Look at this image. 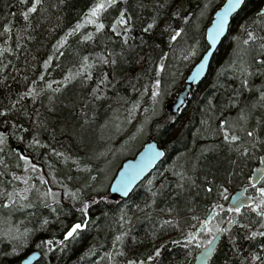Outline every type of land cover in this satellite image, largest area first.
I'll list each match as a JSON object with an SVG mask.
<instances>
[{"label":"trees","instance_id":"trees-1","mask_svg":"<svg viewBox=\"0 0 264 264\" xmlns=\"http://www.w3.org/2000/svg\"><path fill=\"white\" fill-rule=\"evenodd\" d=\"M32 2L0 0V132L8 137L0 147V264H22L35 250V264H193L217 234L202 228L217 204L206 227L233 217L239 224L222 232L210 264H261L264 237L249 235L264 231L260 218L251 207L230 212L228 198L243 187L258 195L249 177L264 153V0H247L234 16L206 78L176 115L166 104L209 48L206 30L225 0H117L98 17L99 30L85 22L98 0H42L25 19ZM121 11L132 25L127 37L124 26L111 27ZM249 32L256 39L245 45ZM245 65L251 75H241ZM221 121L241 140H225ZM151 136L166 151L163 162L126 200L113 201L119 167ZM18 142L33 159L28 168ZM7 193L15 198L6 205ZM84 220L78 236L58 243Z\"/></svg>","mask_w":264,"mask_h":264},{"label":"snow or ice","instance_id":"snow-or-ice-1","mask_svg":"<svg viewBox=\"0 0 264 264\" xmlns=\"http://www.w3.org/2000/svg\"><path fill=\"white\" fill-rule=\"evenodd\" d=\"M42 2V0H33V2L31 3V6L27 8V10L23 13L24 18L28 19V15L29 13L35 12L37 10V6ZM117 3V0H98V2L94 3L92 7H90L88 9L89 15L85 16V22L91 23V24H95L97 25V29H103L104 28V24L102 22H98V17L100 16V14L107 9L108 7L115 5ZM242 3V0H229V2L224 6V8L217 13V21L215 23V25L213 26V29L211 30L212 33V38L213 40L215 39V35H219V32L221 29H223L226 19H227V15L229 10L235 8L236 6H238L239 4ZM176 15H179V13H175ZM185 20H187V16L184 17ZM155 24V20L152 21L151 24H149L147 27L148 29H151L152 26ZM118 26H124L125 27V31L123 32V35L125 37H127V31L126 29L131 28L132 25L129 22V19L126 17V14L124 11H121L120 14L116 17L115 21L112 23L111 27L113 30H115ZM7 27V26H5ZM81 27L80 24H77L76 29H70L69 31H78L79 28ZM182 29L177 28L173 30V34L170 36V39L175 41L177 40L178 37L181 36L182 33ZM248 39L244 40L243 43L245 45H247L249 43V41H254L256 39V37L252 34V33H247ZM91 36H85L84 39H90ZM66 39L62 38V41ZM261 49L264 50V44L260 45ZM84 60L87 61L88 57H84ZM49 61H45V65L48 64ZM107 62V61H105ZM114 63V61H113ZM260 63L264 64V59H260ZM91 65H81V70L82 71H88V69H90ZM201 67H203V64H201ZM160 69L164 68V64H160L159 65ZM239 71L241 72V75L244 76L245 74L247 75H251V71H250V66L249 65H245L243 68H240ZM259 71V70H257ZM40 79H43V76L40 77ZM67 77L65 78V83L67 82ZM103 82V81H102ZM33 83H35V81H33ZM249 83L248 79H243V84L247 85ZM161 84V81L159 79H156L154 82V87L159 86ZM48 87H50L51 85H47ZM159 91V88L156 87V90L153 91V96L155 97L157 95V92ZM34 94V90L33 91H28L26 93V95L28 96H32ZM262 95H264V93H262ZM5 111H7V109H5ZM241 116H243V113H241ZM227 121H221V125L224 126L223 127V135H224V139L225 140H229V141H239L241 140V137L230 132L229 128L226 126L227 125ZM233 127H235V125H233ZM5 133H0V143L4 142V137H5ZM246 135L248 137H252L253 136V132L252 131H247ZM34 143H39V141H34ZM249 151V149L247 147L243 148V152L247 153ZM162 154V153H160ZM20 159H22L23 161H25V168H28L30 165V158L23 154L20 153ZM62 155V154H60ZM33 168H35V165H32ZM15 175V174H13ZM256 176L259 180H264V169H258ZM17 179H21V177H16ZM44 178L41 177V180H43ZM253 177H249V180H252ZM27 182V181H26ZM250 187L253 188L254 191H256L258 193V195L255 198H249L244 196L243 194H238L237 197L235 198V205H231L229 206V211L233 212V213H240L242 209H244L245 207H251L253 211L256 212V214L259 216L260 220L258 223L257 228H264V187H259L256 188L254 184H250ZM209 191H211V188L209 187L208 189ZM29 191L28 188L22 189L21 192L22 193H27ZM224 191L226 192L227 189H224ZM8 195V201H6V205L7 203H10L15 197L13 193H7ZM73 196H75V193H72ZM245 201H247V204H245ZM222 206L221 205H215L214 207L211 208L209 215L207 216V218L203 221L202 224V228H204L205 231L211 233L213 230L216 231L217 233H221V232H227L230 230V228L234 225V224H239V221L237 219L230 218L227 220V226L226 227H220L219 224H217L215 226V228H208L206 227L211 221H213L214 219H216L217 217V209H220ZM87 208L88 205L85 202L83 205V208L81 209L85 215L87 213ZM169 211H171L169 209ZM195 219V217H194ZM171 221H165L164 223H170ZM45 223H47V221H45ZM87 220H84L83 222L81 221H77L73 224H71L67 230L64 232V239L58 241V243L60 244H64V241L69 239V238H74L75 236H78L80 234L79 230L81 229H85L87 227ZM242 227L251 229L252 225L251 224H246V225H242ZM249 235L252 238H255L256 236H260V237H264V231L261 230H255V231H250ZM117 239L119 240L120 237H117ZM186 239H192V234L189 233L188 236L186 237ZM215 239L216 237L213 236L212 239L207 241V249L210 250L212 245L215 243ZM41 243H46L48 245L51 246H55L53 244V240H47V241H42ZM261 249H264V244L260 245ZM160 249L157 248L155 250V253L158 255L159 254ZM207 255V251H205L203 253V256ZM148 260H152L153 257L149 256L147 257ZM253 260H259L260 257L253 255L252 257ZM127 264H145V262L143 260L140 261H132L129 260L127 262ZM261 264H264V261L261 262Z\"/></svg>","mask_w":264,"mask_h":264},{"label":"water","instance_id":"water-1","mask_svg":"<svg viewBox=\"0 0 264 264\" xmlns=\"http://www.w3.org/2000/svg\"><path fill=\"white\" fill-rule=\"evenodd\" d=\"M246 1L247 0H242L241 4L229 10L223 29L220 30L219 35H215V39L213 40L211 30L217 21V13L224 8L229 0H225L224 4L214 13L213 19L206 30L209 48L192 68L186 79L184 87L173 97L170 102L166 104V109L168 112L175 115L178 114L191 98L195 87L206 78L214 55L219 50L223 40L229 33L234 16L239 13ZM201 64H203V67H201ZM15 145L16 149L19 150L20 153H23L32 159L31 155L28 154L26 148L21 143L18 142ZM165 156V149L162 148L159 143L151 136L135 156L127 158L123 161L121 168L118 170L115 178L109 186V194L111 199L113 201L126 200L143 181L152 175L157 167L163 162ZM258 169H264V153L261 156L259 167L251 175V177H253L251 184H254L255 186L260 185L262 182V180H259L256 176ZM238 194H243L246 197L253 198L246 187L240 188L230 194L228 199V207L235 205V198ZM245 204H247V201H245ZM215 237V243L212 245L211 249H207V244L203 246L197 252L193 264L211 263V260L213 259L215 252L220 245L222 232L217 233ZM205 251H207V255L203 256ZM40 257V251H32L23 258L22 264H35V262H37Z\"/></svg>","mask_w":264,"mask_h":264},{"label":"rangeland","instance_id":"rangeland-1","mask_svg":"<svg viewBox=\"0 0 264 264\" xmlns=\"http://www.w3.org/2000/svg\"><path fill=\"white\" fill-rule=\"evenodd\" d=\"M0 133H4V132H0ZM5 137H4V142L3 143H0V147L7 141L8 137H7V133H5ZM261 187H264V186H261Z\"/></svg>","mask_w":264,"mask_h":264},{"label":"bare ground","instance_id":"bare-ground-1","mask_svg":"<svg viewBox=\"0 0 264 264\" xmlns=\"http://www.w3.org/2000/svg\"><path fill=\"white\" fill-rule=\"evenodd\" d=\"M122 164H123V163H122ZM122 164H121V166H122ZM121 166L119 167V169L121 168ZM119 169H118V170H119ZM117 172H118V171H117ZM116 174H117V173H116ZM115 176H116V175H115ZM114 178H115V177H114ZM114 178H113V179H114ZM112 181H113V180H112ZM112 181H111V182H112ZM228 199H229V198H228Z\"/></svg>","mask_w":264,"mask_h":264},{"label":"flooded vegetation","instance_id":"flooded-vegetation-1","mask_svg":"<svg viewBox=\"0 0 264 264\" xmlns=\"http://www.w3.org/2000/svg\"><path fill=\"white\" fill-rule=\"evenodd\" d=\"M260 159H261V157H260Z\"/></svg>","mask_w":264,"mask_h":264}]
</instances>
